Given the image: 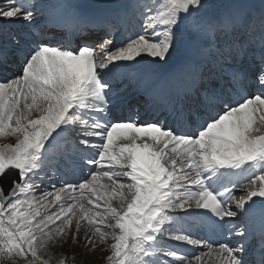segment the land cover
I'll return each instance as SVG.
<instances>
[{"label":"snow or ice","instance_id":"obj_1","mask_svg":"<svg viewBox=\"0 0 264 264\" xmlns=\"http://www.w3.org/2000/svg\"><path fill=\"white\" fill-rule=\"evenodd\" d=\"M44 10L0 0V67L20 65L0 79V140L15 139L0 143V264H69L60 249L82 228L105 264H264V3L213 13L207 0H136L138 30L118 41L105 32L101 43L10 27ZM180 48L191 81L168 114H119L118 71ZM58 158L90 170L45 190ZM257 199L259 230L248 223ZM176 210L224 239L196 238Z\"/></svg>","mask_w":264,"mask_h":264},{"label":"rangeland","instance_id":"obj_2","mask_svg":"<svg viewBox=\"0 0 264 264\" xmlns=\"http://www.w3.org/2000/svg\"><path fill=\"white\" fill-rule=\"evenodd\" d=\"M58 1H60V0H56V1L55 0H35V2H37V3L41 4L42 6H44V9H45L43 11V13L38 14L36 16V20L34 21L36 23V25H39V23H38L39 16L47 17V16L50 15V12H49L50 11V3H54V2H58ZM61 1L62 2L65 1L66 3L68 2V0H61ZM112 1L113 0H69V2H71V4H73L72 5L73 8L78 9V12H80L79 18L83 17V19H86V15H88V16L89 15H93V18H94L95 16H97L99 13L101 14L102 12L105 15L112 13L110 11V9L112 8L111 7ZM236 2H237V0H207L208 9H209L210 12H213V13L219 12V11H226L233 4H235ZM242 2L244 4H246L247 6H249L252 11L258 13L259 10L261 9L262 3H264V0H242ZM133 6H132V10H133ZM120 10H122V9H119V10L117 9V11L113 10V12L117 13ZM121 15L122 14H120V16ZM123 15H124L123 16L124 19L126 20L125 23L127 22L128 27L126 29H124V25L122 23H121L122 25L119 26L118 20H117L116 28L112 31V34H113L114 31L116 30L114 35H113L116 40L120 39L121 37H123V35H121L122 32H127L129 35H132L133 32L138 30V28H139V24L137 23V20L135 18H134V20H131L129 18V16H127V12H124ZM99 16H101V15H99ZM114 16L116 17V15H114ZM64 18H65V14H64ZM100 19L101 18H98L97 22L100 23ZM40 25H41V23H40ZM10 27L13 29L14 24L10 25ZM64 31H65V29L63 31H61V33L64 34ZM120 31H121V34H120ZM103 33L105 34V30H102L101 33H99L97 36L100 37V35H103ZM103 37H105V36H103ZM98 40H96V41H98ZM100 41H102V40L100 39ZM98 43H101V42H98ZM187 56H188V53L186 52V50L184 48H180L176 52H174L171 55V57L168 59L167 62L157 61L156 58H151V57H147L146 56L139 64H131V63L126 64V66L123 69L120 70L122 72H119V73L123 74L124 80H127V81L130 78L129 74L132 73V70H131L132 67H136L133 70H135L137 72L143 71V73H146L148 71L147 72L148 77H150V76H161V75H164V74L168 75V74H170V71L175 66H177V65L184 66V65H181V64L183 62L187 61ZM180 66H178V67L180 68ZM125 69L127 71H125ZM129 70H131L130 73H128ZM145 81H146V78L140 79L138 81L139 85L137 84L136 88H138V86H143L145 84ZM116 82H118V81H116ZM124 97H125V95H124ZM147 114L148 113H146V115ZM9 142L14 143L15 139L10 137V138H8L6 140H0V143H9ZM59 162L60 161H58V160L54 162L57 166L56 167H52L49 170L50 174L48 175V177L43 182L46 185L47 190H50L52 185H56V187L58 185V187H59L61 185V183L67 182L66 179H63L61 176L62 175L66 176V174L68 173V171L66 172V168H68V167H64V166L61 165L62 163H64L63 161H61V164ZM66 166H68V165H66ZM72 169H73L74 174L71 173L72 176H71V174H69V176H68L71 179V183H76L81 177L87 175L86 169H84L85 170L84 174H82L79 171H77L76 168L72 167ZM56 173H58V174H56ZM60 173L62 175H60ZM56 176L62 178L61 183L60 182H57V183L54 182L55 180H59V178L56 177ZM72 178H74V179H72ZM103 182L107 183L106 181H103ZM42 187L44 188L45 186H43V184H42ZM44 189H46V188H44ZM243 194L244 193L242 191H240L239 189L236 190V195L237 196H240V195H243ZM114 203H118V202L114 201ZM183 215L184 214L181 213L179 210H176L175 216H176V220H177V226L183 225L184 227L187 228V226L192 225L191 227L194 229L193 231H198V232L202 231V229L198 226V223H199L198 221L195 222V223H197V225L193 226V223H190V221L193 218L189 217V216H183ZM241 219H245V218H241ZM248 222H249V220H248ZM233 223H237V221H233ZM199 224H201L202 227L204 225V223H202V222H200ZM84 237H85V229L82 228L81 231H80V237L76 241V243L75 244H71V243L70 244H66L64 249H60V253H64V254H66L69 257V264H105L104 256L107 255V251L102 250V249H97L95 251H90L89 248L85 244ZM196 238H198V237H196ZM199 238L203 239L201 237H199ZM230 239H231L232 242L234 240H236L237 242L239 241V237H237V236H233L232 238L230 237ZM110 242L111 241H109V243ZM166 244L170 248L179 249V251L181 253H182V251H188L189 252V251H191V248H192V246H190V245L182 244V243L175 242V241H169ZM194 251L197 252V250H194ZM50 254H57L58 255V253H56L55 249L50 250ZM189 258L191 259V257H189ZM203 259H204V257H203ZM203 261L205 263L207 261L208 264H212V263L215 264V261L211 260L209 257H206V259H204ZM20 264H23V262L21 261ZM53 264H55V259L53 260Z\"/></svg>","mask_w":264,"mask_h":264},{"label":"bare ground","instance_id":"obj_3","mask_svg":"<svg viewBox=\"0 0 264 264\" xmlns=\"http://www.w3.org/2000/svg\"><path fill=\"white\" fill-rule=\"evenodd\" d=\"M51 4L53 5V7L56 6L55 8L57 9V11H56V13H53L50 16V19L56 21L59 24V22H62L61 19H63V12L69 14V6L67 7L64 4H62L61 0L58 2L51 3ZM133 8H134V6H133ZM70 9L73 11V19L70 21V26H74L73 24H77L78 21L83 22L82 26L79 27V29H81V31H77V36H78V39L80 37L89 38L90 43L95 42L100 37L105 36L104 33H103V35H100V37L97 36L99 33H101L102 30H105V32H108V31L112 32L116 28L118 17L120 16V14H122L119 12L118 14H115L116 17L115 16H113L112 18L106 17L107 19L101 18L100 23H99V22H97L96 19L93 18V15H89V16L86 15V19H83V18L81 19V18H79L80 12H78V9L73 8V6L70 7ZM121 11H123V10H121ZM130 11L131 12H130V14L128 13V16L131 20H134L135 17L132 14L133 13L132 8ZM90 21H93V22H90ZM121 22L124 25V29H126L128 27V24H126L127 22L126 23H124L123 21H121ZM87 23L93 24V26L89 25ZM59 25L60 26H57L56 29L54 28V26H51L52 28L48 29L47 24H45L44 22H41V25L40 24L36 25L35 22H33L32 24H29V23H25V22L21 21V22L14 24L13 31L25 32L29 28H32L34 31L39 32L40 29H46V30L48 29V30H52V31L48 32L49 37L51 38L53 33L61 34V31H63L64 29L66 30V28H63V30H62L61 27H63V25H61V23ZM103 26H104V28H103ZM25 28H27V30H25ZM127 36H131V35H126L124 33V37H127ZM98 41H96L95 43H97ZM186 63H187V61H186ZM186 63L181 64L184 66H180V65L175 66V68L172 70L171 75L150 76V77L142 76L143 71L140 70L142 73L137 72V71L133 70L136 67H132V69H131L132 73H130L131 70L128 71V73H130L129 74L130 78L128 81L124 80L123 74L119 73L122 71H118V73L116 74L117 75L116 81H118V82L123 81V83L120 84V89H121L123 95H125V96L134 95V97H132L129 101L126 102V104L124 105L125 108L127 109L129 107V102H131L130 104L135 106L134 108L136 110V113H138L140 119L151 120L153 117H159L160 119H163L168 114L169 105H170L171 101H173L176 98V96L182 95L183 92L187 89V87L190 84L191 77L189 75ZM178 66H180V68ZM19 69H20V65H19V63H16V62L11 63L10 67L8 66L7 69L0 67V79H2L5 75L11 76L13 74H18ZM125 71H127V70L125 69ZM142 78H146L145 84L143 86H138V88H136L138 81ZM171 86H173V89H171ZM145 91H151L154 93H159L163 97H166L167 100L164 101L163 103L157 102L154 97H147L148 99L144 100L145 98H144V96H142L144 93H140V92H145ZM167 97H169V98H167ZM153 105H154V108L150 112V115L147 116V119H146V117H144V119L141 118V115L143 114V112H146L148 109H152ZM63 164H65V163H63ZM63 166L68 167V168H66V172L68 171V173L66 174V176L62 175L61 173H60V175H62L61 177L63 179H66L67 182H71V179L68 177L69 174H71V173L74 174L72 167L76 168V170L82 174L85 173L84 169L82 170V169L74 167V166H71V167L66 166V164ZM56 174H58V173H56ZM72 174H71V176H72ZM58 176H56V177H58ZM58 178H59V180H55L54 181L55 183H57V182L61 183L62 178H60V177H58ZM72 179H74V178H72ZM43 186H45L44 188H46L45 190H47V187L44 183H43ZM57 187H58V185H57ZM260 207H261V203H260L259 199H257V208L252 215L254 217H257L258 220L261 222ZM198 222L200 223V221H198ZM199 223H198V226L202 229L201 232L193 231L194 229L191 226H187L189 231L193 232L196 237H198V238L201 237V238L208 240L210 242H216V241L224 239L223 236H218V235L214 234L206 224L202 227L201 224H199ZM195 225H197V223H193V226H195ZM168 242L169 241H164V243H168ZM233 242L237 243L236 240H234ZM194 250H197V252L203 251L202 249L192 247L191 251H189V252L188 251H182V253H194V252H196ZM206 257H204V259H206ZM205 264H208V262L206 261ZM212 264H214V263H212Z\"/></svg>","mask_w":264,"mask_h":264},{"label":"water","instance_id":"obj_4","mask_svg":"<svg viewBox=\"0 0 264 264\" xmlns=\"http://www.w3.org/2000/svg\"><path fill=\"white\" fill-rule=\"evenodd\" d=\"M129 1V0H128Z\"/></svg>","mask_w":264,"mask_h":264}]
</instances>
